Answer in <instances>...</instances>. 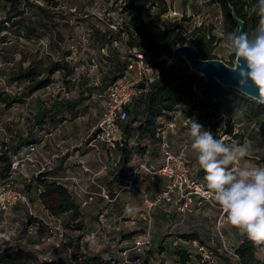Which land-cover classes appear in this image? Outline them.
Here are the masks:
<instances>
[{"label": "rangeland", "instance_id": "obj_1", "mask_svg": "<svg viewBox=\"0 0 264 264\" xmlns=\"http://www.w3.org/2000/svg\"><path fill=\"white\" fill-rule=\"evenodd\" d=\"M33 1L43 3V0ZM126 1L129 0H58V5L47 6L51 12H67V26L60 25L63 20L59 15L54 19L63 37L59 41L60 50L55 43L58 35H54L51 27L38 31L32 38L14 36L7 28H0V95L9 100L19 97L10 106L0 101V149L16 146L11 151L13 161L8 178L0 179V252L28 264H184L176 253L183 249L191 260H197L200 255L209 263L230 264V260L236 264L238 259L226 252L224 246L235 249L246 235L230 225L226 214H221L222 208L214 200L211 204L192 197L185 202L183 198L178 200L177 194L165 192V179L154 171L160 165L158 137L138 133L137 126L144 115L135 119L134 110L141 107L140 101L134 102L124 120L129 123L125 130L126 143L135 146L132 152L124 156V129L121 127V144L115 141L110 145L106 141L109 131L103 110L107 101L101 78L108 64L105 59L108 51L106 47H99V34L94 29L98 28L101 33L112 29V45L126 54L128 37L121 26L134 14V11L121 9ZM164 2L162 12L155 3L146 5L138 20L152 22L162 29L174 28L175 39L182 34L185 42L194 45V39L205 34V51L226 63L233 60L229 66L234 64L235 55L224 45L227 33L237 25L225 29L219 5L209 0ZM244 10L249 11L251 7L246 5ZM3 13L0 6V18ZM129 24L132 31H136L134 24ZM197 26L201 29L192 34ZM161 57L166 58V64L171 62V54L162 53ZM48 58L66 60L69 73L55 71L46 86L25 92L24 81L16 77L17 73L31 61L38 67L36 78L45 77L43 68ZM131 59L128 57L129 61ZM174 64L180 74L185 76L192 71L205 80L203 75L190 69L185 57ZM228 88L255 101L234 87ZM82 90L85 97L72 110L61 108L50 112L42 122L34 120L40 105L49 106L54 99L62 97L74 98ZM193 90L198 92L196 83ZM217 100L219 103L214 110L225 112L238 128L237 136L229 141L241 145L251 142L250 155L242 164L261 165L264 138L257 145L249 136L258 129L255 113L241 102ZM189 105L185 98L180 106L188 108ZM164 112L165 115L154 118L156 126L159 118L168 119L173 111ZM217 114L211 111L208 120L196 122L211 130ZM213 132L216 136L214 127ZM171 138L176 141L175 149L186 143L188 157L198 164L189 129L179 128L177 135ZM45 171H49V179L65 186L78 204L79 216L72 224L82 222L81 229L65 228L64 221H69L68 217L54 215L42 203L39 197L42 187L36 178ZM29 181L34 183L31 196L24 192V185ZM18 192L22 196L17 195ZM128 206L134 207L136 212L126 214ZM30 216L36 220H31ZM219 220L216 229L213 224L217 225ZM40 221L50 228L41 237L36 232ZM185 235L193 237L185 238ZM68 242L78 244V249L74 252ZM215 248H220L217 251L229 260L218 258ZM256 251L264 264V247ZM73 254L77 256L75 260H72ZM205 254H209L208 257Z\"/></svg>", "mask_w": 264, "mask_h": 264}, {"label": "trees", "instance_id": "obj_2", "mask_svg": "<svg viewBox=\"0 0 264 264\" xmlns=\"http://www.w3.org/2000/svg\"><path fill=\"white\" fill-rule=\"evenodd\" d=\"M165 0H129L121 5L122 10L134 11L131 15L130 21L126 22L121 26L123 33L127 35V53L123 54L117 47L112 45L113 32L112 29L106 30L105 33H101L98 28L94 31L99 34V47H106L108 54L105 56L108 64L105 72L102 74L101 85L102 90L105 92L106 88L115 79L121 77L124 74L126 66L129 62V58H135V52L133 48L137 51L149 56V62L155 66L160 67V72L157 78L147 85V90L143 91L138 97H135L130 105L126 107L127 113H129L134 104V102L141 103V107L135 108L134 115L135 119L141 115L142 119L139 121L137 126L138 133L140 135H151L156 137L155 129V117L165 115L164 111H178L182 116H188L191 120L202 121L203 119L210 118L209 114L217 108L219 101L217 99L224 98L227 100L235 101L237 103H242L241 105L248 107L253 113H255V122L258 125V129L250 134V138L257 141V145L262 143L264 138V104L256 103L243 97V94H238L232 88L224 87L220 85L216 80L205 79L197 75L195 72H186L185 76L180 74L174 68V62L165 63L166 58L161 57L162 53L171 54V47L177 43L185 42L183 35H178L175 39L177 32L174 28L162 29L157 24L152 22H142L138 20V15H140L141 10L148 4L159 5L161 11L165 9ZM216 3L221 8V13L223 15V22L225 29H231L236 26V21H234L233 14L238 18L242 19L245 24V30L251 32L258 25L260 17L254 12L253 6L257 3V0H209V2ZM58 5V0H43V3H35L33 0H0V6L3 8V16L0 18V28H7L8 32L14 36H22L32 38L38 31L44 30L51 27L54 35H58L55 40L57 42V49H61L59 41L63 39L61 36V30L56 27L57 22H55V16L59 15L63 23L62 26H67L69 20L66 18L67 12L60 10L58 12H51L47 6ZM248 5L251 10L246 11L244 7ZM58 13V14H55ZM134 24L135 30L132 31L130 24ZM52 25V26H51ZM55 27V28H54ZM120 27V26H118ZM178 27V26H176ZM181 27V26H180ZM55 29V30H54ZM201 29L197 26L192 30V34H195ZM205 34L198 39H194L196 47L199 50L200 56L203 58H214L215 55L204 48ZM228 64H232L233 60H229ZM38 67L33 66L31 61L30 64L23 70L19 71L16 77L24 81L25 92H32L41 87L46 86L50 82V75L55 71H63L69 73V64L66 60L51 59L48 58L47 64L44 66L43 71L45 72V77L36 78L38 72ZM196 83L198 92L193 90V84ZM143 86L144 84H140ZM24 92V91H23ZM85 92L82 90L74 98L62 97L59 99H54L49 106L40 105L35 112L34 120L37 122L44 121L43 119L52 111H56L61 108L72 110L74 107L79 105L85 96ZM19 98V97H18ZM3 98L0 95V101L5 102L8 106L12 105V101ZM188 100L190 105L188 108H182L180 105L185 100ZM193 109H197L196 111ZM196 112V113H195ZM218 115V114H217ZM153 121V122H152ZM119 126L124 129V156L127 157L130 152H132V147L129 146L127 142L126 128L129 123L120 121ZM154 123V124H153ZM216 120L213 122V127H215ZM213 127L211 131L213 132ZM231 122L227 117V130L230 131ZM215 130V128H214ZM214 133V132H213ZM237 134H234L236 137ZM219 138L218 135H216ZM117 145L121 144V141H116ZM137 145V144H136ZM16 146H2L0 149V179L8 178L12 157L11 151H14ZM136 148H138L136 146ZM137 150V149H136ZM199 174H205L202 169L199 170ZM42 175L46 177H42ZM49 171L42 172V174L36 178V181L42 187L39 193L42 203L50 210L54 215L64 214L68 217L69 221H64V227L68 229H81L82 222H77L72 224V220L79 216L78 204L74 201L71 193L68 189L57 183L55 180L48 178ZM33 182H27L24 185V192L27 196H31V190L33 187ZM31 220H36L30 216ZM48 228L44 223L37 226L36 232L39 237L48 233ZM185 238H192V236H184ZM68 246L74 247V252L78 249V244L73 245L68 242ZM264 247V245H257L251 241L247 236H245L235 247L236 253H238V260L236 264H262V261L256 256V249ZM179 256V260L184 264H209L207 260H202L201 256L198 255L197 260H191L190 254L183 249L176 250ZM216 256L223 260H229L227 257H223L220 252L215 248ZM77 256L72 255V260H75ZM0 263L3 264H28L27 262L17 261L16 256L11 254H5L0 252ZM229 263L231 261L229 260Z\"/></svg>", "mask_w": 264, "mask_h": 264}, {"label": "clouds", "instance_id": "obj_3", "mask_svg": "<svg viewBox=\"0 0 264 264\" xmlns=\"http://www.w3.org/2000/svg\"><path fill=\"white\" fill-rule=\"evenodd\" d=\"M253 10L260 17L256 28L249 32L238 23L227 33L224 46L237 58L233 69L239 77L237 90L250 83L258 93L251 98L264 104V0H257ZM189 134L198 165L205 173L203 195L222 208L231 226L255 244L264 245V165L242 164L250 155L251 142L241 145L223 136L217 138L194 120ZM125 212L131 215L136 209L128 206Z\"/></svg>", "mask_w": 264, "mask_h": 264}, {"label": "built area", "instance_id": "obj_4", "mask_svg": "<svg viewBox=\"0 0 264 264\" xmlns=\"http://www.w3.org/2000/svg\"><path fill=\"white\" fill-rule=\"evenodd\" d=\"M133 51L136 57L128 62L124 74L110 83L104 93L107 102L106 106H104L103 115L106 122L105 127L109 131H107L106 141L110 145H114L115 141L123 137L119 122L124 121L128 116L126 107L131 104L135 97L147 89V85L154 81L160 72L159 66L149 62L148 55L137 51L136 48H133ZM140 84L144 85L141 86ZM160 119L157 123L158 126H156L160 165L154 171L165 179V192L177 194L178 200L183 198L185 202L191 201L192 197H194L200 201L203 200L213 204L212 199L203 195L206 191L205 174H199V165L194 164L188 157L187 144L184 143L180 148L175 149L174 142L176 141H172L171 138L172 135H177L179 128L190 129L192 120L188 116H182L177 111L171 112V117L168 119ZM215 120L214 128L219 138L223 136L230 140L237 133L238 128L232 121H230V131L227 130L225 112L220 111L214 117L213 121L215 122ZM105 127L101 126L102 129ZM218 130H220L219 133ZM96 135L100 136L99 133H96ZM261 165H264V161H261ZM17 195L22 196L19 192ZM221 214H224L223 210ZM220 220L217 225H220ZM219 234L220 236L222 235L221 233ZM199 249H202V247H199ZM217 250L220 251V248ZM224 250L238 259V253H236L235 249L230 250V248L224 246ZM205 255L208 257L209 254ZM209 264L214 263L210 262Z\"/></svg>", "mask_w": 264, "mask_h": 264}, {"label": "water", "instance_id": "obj_5", "mask_svg": "<svg viewBox=\"0 0 264 264\" xmlns=\"http://www.w3.org/2000/svg\"><path fill=\"white\" fill-rule=\"evenodd\" d=\"M236 24H242L245 28V24L242 19L233 14ZM171 62L177 61L180 57H185L190 69L198 73H202L205 79H215L219 84L228 87H234L237 89L239 77L233 69L237 66V58L233 65L227 64L220 58H203L200 56L199 50L193 43L182 42L177 43L171 47ZM241 91L247 93L249 96L258 95L257 91L246 83L242 86Z\"/></svg>", "mask_w": 264, "mask_h": 264}, {"label": "crops", "instance_id": "obj_6", "mask_svg": "<svg viewBox=\"0 0 264 264\" xmlns=\"http://www.w3.org/2000/svg\"><path fill=\"white\" fill-rule=\"evenodd\" d=\"M201 169V168H200ZM225 214V213H224ZM214 225V227L216 226V229H218L219 228V225H216V224H213ZM193 241H195L196 239H192ZM241 240H239V242H240ZM261 248H263V247H261ZM259 249V248H258Z\"/></svg>", "mask_w": 264, "mask_h": 264}]
</instances>
